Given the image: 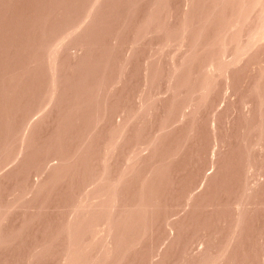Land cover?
I'll return each mask as SVG.
<instances>
[{"label": "rangeland", "instance_id": "obj_1", "mask_svg": "<svg viewBox=\"0 0 264 264\" xmlns=\"http://www.w3.org/2000/svg\"><path fill=\"white\" fill-rule=\"evenodd\" d=\"M0 264H264V0H0Z\"/></svg>", "mask_w": 264, "mask_h": 264}]
</instances>
